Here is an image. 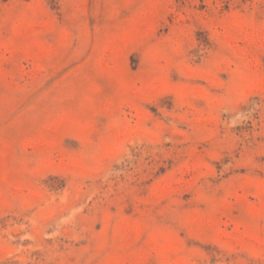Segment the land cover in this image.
Masks as SVG:
<instances>
[{
    "label": "rangeland",
    "instance_id": "374dc122",
    "mask_svg": "<svg viewBox=\"0 0 264 264\" xmlns=\"http://www.w3.org/2000/svg\"><path fill=\"white\" fill-rule=\"evenodd\" d=\"M0 264H264V0H0Z\"/></svg>",
    "mask_w": 264,
    "mask_h": 264
}]
</instances>
